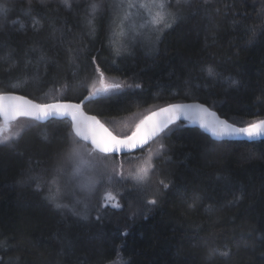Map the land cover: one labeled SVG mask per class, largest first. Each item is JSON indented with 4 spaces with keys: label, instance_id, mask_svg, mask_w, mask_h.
<instances>
[{
    "label": "trees",
    "instance_id": "16d2710c",
    "mask_svg": "<svg viewBox=\"0 0 264 264\" xmlns=\"http://www.w3.org/2000/svg\"><path fill=\"white\" fill-rule=\"evenodd\" d=\"M109 3L90 25L83 0L70 8L0 0L9 9L0 16V93L79 102L99 82V67L122 87L83 107L117 134L115 119L177 101H200L238 125L264 118V0H170L179 18L154 53L133 44L126 55L113 48ZM11 130L22 134L0 145V264H107L119 250L124 264H264V139L214 140L185 121L172 124L127 157L151 153L144 191L121 180L114 192L122 207L85 216L46 198L73 140L89 146L69 121L18 118ZM41 175L37 190L29 177ZM131 186L143 192L139 199L122 191Z\"/></svg>",
    "mask_w": 264,
    "mask_h": 264
},
{
    "label": "snow or ice",
    "instance_id": "6c2138e0",
    "mask_svg": "<svg viewBox=\"0 0 264 264\" xmlns=\"http://www.w3.org/2000/svg\"><path fill=\"white\" fill-rule=\"evenodd\" d=\"M40 2L44 4L45 0H40ZM59 2L65 8L71 7V0H59ZM208 2L209 0H203V4L205 5H207ZM176 4L192 6L191 0H176ZM100 6L101 5L95 2V0L91 3L89 8L90 17L97 13ZM114 6L117 12L122 13L119 17L118 24L120 29L118 35L122 37L127 36L129 31L140 35L142 34L140 32L141 29L148 30L149 32H157L162 30L159 27L161 25L164 29H167L171 27V22L179 18L177 13L168 11L167 0H115ZM133 9L137 10V14L140 13V10L146 13V17L142 18L139 27H137L136 23L133 21ZM8 12L9 9L6 6L0 5V16L6 17ZM169 17H171V20ZM88 23L90 25L93 23L91 18L88 19ZM20 27L23 28L24 25L21 24ZM117 54H119V49H117ZM0 59H3V57H0ZM13 67H15L14 64L9 66L10 69ZM96 71L100 73V86L97 87L95 84H92L85 100L89 99V97L119 90L122 87L119 83H106L99 67H97ZM207 74L209 76L215 75L211 68L207 70ZM234 85L235 82L233 81L232 86ZM137 87H139V85H137ZM190 114L195 115L200 122L201 128L209 132L213 138L221 139L226 137L245 136L251 139L264 136V119L256 120L246 126L238 127L236 124L229 122L228 119H221L215 112L210 111L203 105L170 104L167 107L161 108L158 112L146 116L136 125L135 130L130 136L122 138L109 131L95 116H85L81 111V104L59 102L36 104L31 100H26L23 96H17L11 93H0V145L7 144L9 141L20 137L22 130H17L15 132L11 130L12 122L20 117L40 120L51 115L70 116L72 121V132L75 134V137L84 141L90 140L94 150L107 155L120 152L125 148L143 146L154 137L160 136L161 133H165L169 125L179 119L181 115H184L185 118H190ZM5 132L8 134H5ZM44 139H47V137L45 136ZM159 147L162 149L164 145L161 143ZM85 152H87L89 156L92 155L91 151L84 149L78 141L73 140L72 147L67 153L68 159L73 162V168L68 179L70 182H76L79 191L92 194L100 185L118 184L124 179L122 173L118 174L120 179L116 180L111 173L104 172L92 165L89 160L85 158ZM150 160L151 153L149 154V161ZM151 168L152 164L148 162L138 167L135 172L129 173V176L135 181V185L138 189L142 188ZM89 170L94 172L95 175L88 176L87 173ZM63 172V168L55 169V175H53L50 183L56 184ZM29 179L36 181V188L40 190L43 186L45 177L43 175L32 176L29 177ZM164 187L167 188L168 185L164 184ZM46 198L50 202H54V206L57 209H69L77 215H87L88 204L79 198H77L73 204L58 202L57 198L52 195ZM240 199V196L235 197V201ZM116 200L117 196L113 191L110 189L105 190L99 207L106 209L110 206L112 209L118 210L122 206L119 202H113ZM147 203L154 205L157 201L155 199H150ZM81 204L83 207L77 212L76 205ZM97 219H100V217L98 216ZM218 254L222 257H227L230 253L228 251H222Z\"/></svg>",
    "mask_w": 264,
    "mask_h": 264
},
{
    "label": "rangeland",
    "instance_id": "374dc122",
    "mask_svg": "<svg viewBox=\"0 0 264 264\" xmlns=\"http://www.w3.org/2000/svg\"><path fill=\"white\" fill-rule=\"evenodd\" d=\"M73 0H71L72 2ZM84 1V6L87 10L88 16L89 15V8L91 3L94 2V0H83ZM110 0H95V2L99 3L101 6L97 13L94 16H91L90 18L93 19L94 17L97 16L98 13H102L105 9L106 4L109 5V7H112V5L109 3ZM169 1L167 0L168 4V11L169 12H174L169 8ZM176 1V0H175ZM111 3L115 4V0H111ZM173 5H175L173 3ZM134 15H133V21L136 23L137 27H139V24L142 22V18L146 17V13L143 10H140V13L137 14V10L133 9L132 10ZM112 15H110L111 18V31H110V37L112 40L113 48L115 53L117 54V49H119V54L117 55H123V54H128L130 53L129 48L133 44H138L141 47H145L148 52L151 54L154 53L156 50L157 44L159 43V39L161 38L162 34L165 32L166 29L163 28V26H159L162 30L157 31V32H149L148 30L141 29L140 32L142 34L137 35L131 31H129L127 36H119L118 33L120 31L118 24H119V17L122 15V13L117 12L116 8L114 7L111 10ZM171 20V17H169ZM175 21L171 22V25ZM168 29V28H167ZM100 80V79H99ZM104 80L106 83H108L107 79L104 77ZM97 87L100 86L99 82L96 85ZM141 113L140 112H133L129 115L120 117L115 119L116 125L119 127V134L120 135H125L128 134L132 127L134 126L135 122L141 118ZM137 119V120H136ZM136 120V121H135ZM73 144V143H72ZM71 144V147H72ZM84 149L91 151L92 155H87V152H85V158L89 160V162L98 167L100 170L104 172H109L111 173L114 178L120 179V176L118 174L123 175V180L130 179L131 177L129 176V173L135 172L136 169L142 165H145L146 163L150 162L148 159H145L143 156L142 160H137L134 158H127L128 156H135L136 154L132 155H127L124 156L123 158H117L115 159L114 157H109L107 155H102L101 157L98 155L96 151H94L90 146L88 147H83ZM145 149V148H144ZM143 149V150H144ZM147 149V148H146ZM68 149L65 151V154L67 155ZM101 155V153H99ZM73 168V162L70 161L69 165L64 166V172L61 174V177L59 181L56 184L52 183V187L49 190V195L55 196L57 198L58 202L61 203H66L68 200L70 204H73L77 198L81 199L85 203L88 204V212H91L93 207L97 210L99 205L101 204L102 197H103V192L102 189H105L106 187H110V189L114 192V188H119L121 187V182L116 184L114 183L113 185H100L96 188V190L92 194H87L84 192L79 191L78 187L76 186L75 181H69V176L71 174ZM88 176H94L95 173L92 172L91 170L88 171L87 173ZM122 180V181H123ZM132 180V179H131ZM133 183L135 181L132 180ZM127 185V184H124ZM59 189V190H58ZM97 190L101 191L98 197ZM144 191V187L142 185V188L140 189ZM136 189V187H127V189H122L124 193H126L127 197H134L136 199H139L140 195L143 193ZM98 191V192H99ZM115 193V192H114ZM115 202V201H114ZM54 203V202H53ZM83 205H76V208L81 210ZM126 261L125 258L121 256V251H118V256L113 259L112 261L108 262L107 264H124Z\"/></svg>",
    "mask_w": 264,
    "mask_h": 264
},
{
    "label": "water",
    "instance_id": "95a60500",
    "mask_svg": "<svg viewBox=\"0 0 264 264\" xmlns=\"http://www.w3.org/2000/svg\"><path fill=\"white\" fill-rule=\"evenodd\" d=\"M1 93H11L13 95H17V96H23L26 100H31L33 103H36V104H51V103H70V104H81V111L84 113L85 116H95L97 120L100 121L101 124H103L106 128H108L109 131H111L114 135H117V136H120V137H126V136H130L132 134V132L135 130L136 128V125L141 121L143 120L146 116H149L151 115L152 113H155V112H158L161 108H164V107H167L168 105L170 104H180V105H203L205 108L209 109L210 111L212 112H215L217 114V116H219L221 119H226L224 117H222L221 115H219L214 109L210 108L208 105L200 102V101H196V100H191V101H177V102H171V103H168V104H164L160 107H157L151 111H149L148 113H146L145 115H143L139 120H137L134 124V126L132 127L131 131L126 134V135H119L117 133H115L114 131H112L97 115L95 114H92V113H88L87 111H85L83 105H84V102L86 101L85 99L77 102V101H71V100H54V101H48V102H38L37 100H34L24 94H21V93H18V92H14V91H9V92H1ZM95 97V96H94ZM89 98H92V97H89ZM83 102V103H81ZM20 118H25V117H20ZM160 118H163V117H160ZM28 119H31V118H28ZM52 119H66L69 121L70 123V126H71V130H72V121H71V117L70 116H59V115H51V116H48L44 119H40V120H36V119H32V120H36V121H39V122H46L48 120H52ZM264 119V118H262ZM261 120V119H259ZM179 121H185L189 126H194V127H198L199 129H201L204 133H206L207 135H209L212 139L214 140H246V141H254V140H261V139H264V136H258V137H254V138H251L249 139L248 137H245V136H236V137H226V138H221V139H217V138H213L211 136V134L209 132H207L205 129L201 128L200 126V122L199 120L195 117V115H192L190 114V118H185L184 115H181L179 119H177L174 123L172 124H175ZM230 122V121H229ZM232 123V122H231ZM172 124H170L169 126H171ZM235 124V123H234ZM250 124V123H249ZM236 126L238 127H242V126H246V125H238L236 124ZM75 135V134H74ZM78 138V137H77ZM156 137H154L153 139L149 140L147 144L143 145V146H137L136 148H125L123 149L122 151L120 152H114V153H110V154H114V155H124V154H130V153H133L135 151H138L139 149H142L144 147H146L152 140H154ZM80 139V138H78ZM81 141L87 143L90 145V147L92 148V145H91V142L90 140L89 141H84L82 139H80ZM93 149V148H92ZM94 150V149H93ZM96 151V150H94ZM98 152V151H97Z\"/></svg>",
    "mask_w": 264,
    "mask_h": 264
},
{
    "label": "bare ground",
    "instance_id": "6f19581e",
    "mask_svg": "<svg viewBox=\"0 0 264 264\" xmlns=\"http://www.w3.org/2000/svg\"><path fill=\"white\" fill-rule=\"evenodd\" d=\"M25 95V94H24ZM31 98V97H30ZM33 99V98H32ZM48 102V101H47ZM78 102V101H77ZM98 116V115H97ZM100 118V117H99ZM227 119V118H226ZM57 120V119H56ZM47 122V121H46ZM108 126V125H107ZM112 130V129H111ZM154 141V140H153ZM141 150V149H140ZM108 155V154H107ZM110 155H112V154H110ZM119 156V155H118ZM123 156V155H122Z\"/></svg>",
    "mask_w": 264,
    "mask_h": 264
}]
</instances>
